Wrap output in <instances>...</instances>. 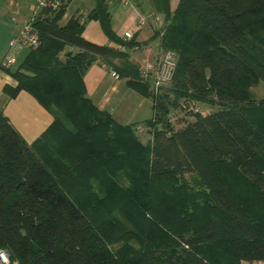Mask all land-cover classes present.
Returning <instances> with one entry per match:
<instances>
[{"label":"trees","instance_id":"trees-1","mask_svg":"<svg viewBox=\"0 0 264 264\" xmlns=\"http://www.w3.org/2000/svg\"><path fill=\"white\" fill-rule=\"evenodd\" d=\"M90 1L82 21L39 12L38 47L0 66L8 99L23 91L52 117L26 144L0 111V250L11 264L264 262V101L249 92L264 84V0H144L175 55L156 95L126 52L81 38L95 21L109 43L139 47L115 35L106 0ZM95 62L152 101L149 143L86 97ZM181 99L217 109L174 130Z\"/></svg>","mask_w":264,"mask_h":264},{"label":"crops","instance_id":"crops-1","mask_svg":"<svg viewBox=\"0 0 264 264\" xmlns=\"http://www.w3.org/2000/svg\"><path fill=\"white\" fill-rule=\"evenodd\" d=\"M82 2V0H72L63 17L69 11L71 16L67 20L76 18L78 12H75L82 9ZM88 2L90 9L91 1L88 0ZM129 2L130 6L124 7L117 2L106 1L107 10H114L118 6L125 10L126 16L122 27L113 29L118 38H121L122 33L125 31L134 32L133 27L137 21V15L144 18L143 26L139 31L134 32L132 36V40L139 47L126 51L128 61L137 66L138 71H140L145 64H155L162 55L159 48L161 21L158 20L159 17H149L148 6L144 0H129ZM83 14L85 15V13ZM28 15L21 17L19 24L11 26L12 30L6 43L0 44V64L7 56H13L15 60L17 59L18 52L13 51L14 54L12 55L7 47V42L17 34ZM82 19L83 17L80 18V21ZM81 38L98 46H107L115 50L117 48L116 45L107 41L95 21H88L84 24ZM119 63L120 61L117 59L112 60L114 65ZM82 81L86 97L97 109L107 112L111 119L119 125L132 126L135 136L142 144L150 142L148 128L144 125L153 116L152 101L150 99L140 97L132 92L126 87L125 79H114L110 76L109 71L97 62L85 71ZM14 85L11 78L0 70V111L23 141L30 144L49 126L52 117L30 95L23 91H20L15 98L8 99L1 89L3 86L13 87ZM139 129H142V131H138Z\"/></svg>","mask_w":264,"mask_h":264},{"label":"built area","instance_id":"built-area-1","mask_svg":"<svg viewBox=\"0 0 264 264\" xmlns=\"http://www.w3.org/2000/svg\"><path fill=\"white\" fill-rule=\"evenodd\" d=\"M32 2V9L28 18L22 23L16 35L11 37L7 42L8 49L14 50H35L39 45V35L36 28L33 26V21L39 14V12L46 13H56L57 11L68 7L72 0H30ZM88 1V0H87ZM117 2L122 6H130L129 0H106ZM84 11L81 9L77 13V17H83ZM137 21L134 24L133 30L137 32L141 29L144 24V18L140 15H137ZM131 31H125L122 33L121 40L124 42H128L132 39L133 33ZM119 52H126L123 46H117L116 48ZM13 56H7L3 62L0 64L2 67H8L14 63ZM175 66V55L166 51L163 52L160 59L155 64H145L144 67L139 71V79L142 82H145L149 86V90L151 93L156 95L159 90L165 87L168 83H170L173 71ZM109 74L114 79H117L118 76L109 71ZM179 108L183 110L194 113L196 109L189 100L184 101L180 104ZM171 119H168L170 123ZM138 131H142L139 129ZM0 264H11L8 258V254L4 250H0ZM13 264V263H12Z\"/></svg>","mask_w":264,"mask_h":264},{"label":"rangeland","instance_id":"rangeland-1","mask_svg":"<svg viewBox=\"0 0 264 264\" xmlns=\"http://www.w3.org/2000/svg\"><path fill=\"white\" fill-rule=\"evenodd\" d=\"M82 9L84 13H86L89 9V2L87 0H82ZM87 1V2H86ZM169 8L173 9L176 5L177 0H169ZM32 2L30 0H0V44L6 43L10 32L12 30L11 26H14L15 24H19L21 17H24L26 14H30V11L32 9ZM80 6V7H81ZM148 6V5H147ZM129 7V6H127ZM128 9V8H127ZM79 10V9H78ZM78 10L75 12L77 13ZM109 13V20L110 24L113 29H119L122 27V24L125 20L126 14L124 13L125 10L121 8V6L116 7L114 10H107ZM148 15L149 17H159L158 20H162L161 16L158 14H155L151 11L150 7L148 6ZM84 15V14H83ZM71 16V12H67L65 17L61 19V23H64L68 17ZM18 52L17 59H20L22 55L25 53L26 50H14L10 49V53L13 55L14 52ZM59 58H62V54L59 55ZM171 82V81H170ZM170 86V83H168L165 87L161 88H168ZM160 91V92H161ZM250 92V99L253 102H259L264 101V84L259 82L256 83L254 86H252L249 89ZM186 100H179L177 102L178 108L173 109L170 114L168 115V118L171 119L170 124L173 129L182 128L184 125L191 123L193 121L192 115H206L212 111H215L217 109V106L210 105L207 103H199L194 100H190L191 103H193L196 112L189 113L182 108H179L180 104H182ZM185 181L187 184L190 183V179L185 178ZM240 264H246V263H240ZM251 264H264V262H252Z\"/></svg>","mask_w":264,"mask_h":264}]
</instances>
